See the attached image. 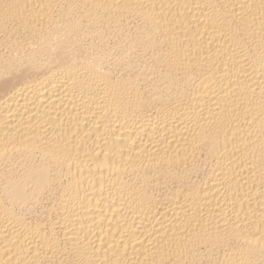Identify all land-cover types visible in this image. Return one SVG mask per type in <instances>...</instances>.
I'll use <instances>...</instances> for the list:
<instances>
[{
	"label": "bare ground",
	"instance_id": "1",
	"mask_svg": "<svg viewBox=\"0 0 264 264\" xmlns=\"http://www.w3.org/2000/svg\"><path fill=\"white\" fill-rule=\"evenodd\" d=\"M0 264H264V0H0Z\"/></svg>",
	"mask_w": 264,
	"mask_h": 264
}]
</instances>
